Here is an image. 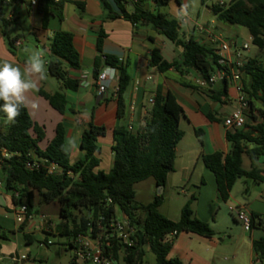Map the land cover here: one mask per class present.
Here are the masks:
<instances>
[{
    "label": "trees",
    "instance_id": "trees-1",
    "mask_svg": "<svg viewBox=\"0 0 264 264\" xmlns=\"http://www.w3.org/2000/svg\"><path fill=\"white\" fill-rule=\"evenodd\" d=\"M112 1L120 9V14H114L108 2L101 0L111 19L122 16L135 26L140 22L152 26L160 35L182 49L180 59L173 63L165 61L158 49L153 50L151 66L161 73L174 68L181 75L193 71L199 73L204 80H209L219 67V56L215 50L193 38L183 40L176 19H171L160 11L145 9L142 0ZM153 1L159 10L172 0ZM177 1L180 3V0ZM66 3L68 0H38L37 11L43 16V28L47 27L50 16L63 20ZM129 3L135 8L131 15L126 11ZM212 10L220 21L246 28L253 45L260 52L259 56L249 59L243 69V86L250 101L251 123L242 130L227 133V141L231 144L229 154L216 152L202 158L204 165L215 176L220 199L227 203L239 180L264 184L263 172L255 165L251 171L243 168L244 155L253 164L264 158V0H230L228 8L213 5ZM12 24V19L3 16L0 6V30L14 54L18 40L11 38L8 33ZM104 38L105 33L101 32L97 43L98 52L101 54L95 60L94 75L97 79L107 67L118 71V117H122L125 112L124 94L130 77L126 67L118 66L116 58L102 55ZM49 46L50 54L46 53L48 72L59 81L62 91L49 94L41 89L40 95L49 101L54 110L63 115L69 107L66 91L77 92L80 87V81L71 77L70 72L81 70V58L74 45V35L70 32H56ZM226 92L225 83L223 93ZM183 116L184 110L175 95L170 92L163 95L158 90L138 129H115L111 149L114 155L113 167L109 173H104L97 169L100 166L101 152L99 139L106 136V128L91 124L81 139L83 157L71 163L63 124L58 125L55 138L49 145L41 149L39 144L46 137L45 131L33 121L25 105L15 122L7 123L3 127L1 123L6 121V117L0 112V173L4 189L8 193L18 192L19 198L13 200L15 205H27L30 215L35 213L36 196L39 197V204L57 201L61 206L60 216L64 219L60 226L62 230L57 236L71 238L67 244L70 249H75L74 242L78 236H94L101 227H109L119 210L129 218L134 227L135 242L132 246H127L115 241L114 259L123 250L126 264H142L145 247L149 246L156 256L157 264H184L178 258H169L172 243L166 239L170 234L186 232L204 238L214 237L211 226L198 219L192 210L197 196L193 195L182 209L179 222L169 220L160 212L163 203L161 196L148 205L135 201L137 184L153 180L158 187H164L169 174L174 171L176 149L184 138V132L179 127ZM258 118L261 119L260 123L257 122ZM200 132L196 131L197 134ZM44 161L48 165H57L61 172L49 174L45 167L37 169L29 166ZM108 199L111 203H108ZM141 215L146 216L145 220H142ZM250 219L251 228L264 227L262 215L253 212ZM26 226V222L21 225L22 233ZM3 239H7V235L0 227V241ZM25 239L27 243L33 241L30 234H25ZM253 250L256 258L264 264V238L253 242Z\"/></svg>",
    "mask_w": 264,
    "mask_h": 264
},
{
    "label": "crops",
    "instance_id": "crops-1",
    "mask_svg": "<svg viewBox=\"0 0 264 264\" xmlns=\"http://www.w3.org/2000/svg\"><path fill=\"white\" fill-rule=\"evenodd\" d=\"M106 1L114 14H120L112 0ZM142 1L145 9L158 11L153 0ZM3 3L11 7V13L6 19L11 18L13 24L8 28V33L12 32L18 23L15 14H19L20 10L26 11L28 33L34 42L35 52L41 53L45 60L46 78L39 80L35 90L26 93L24 102L33 121L45 131L46 137L39 144L40 148L45 149L49 145L55 138L58 125L63 124L66 132V149L71 163H75L83 157L80 149L83 133L91 124L104 127L107 133L105 137L99 139L101 152L97 171L109 173L114 161L111 149L115 129L119 127L138 129L143 118L148 114L150 101L157 91L161 90L163 95L172 93L184 110V116L179 123L184 138L177 146L174 171L169 174L162 195L156 192L158 186L153 181L150 186L152 197L144 205L152 203L161 196L163 203L160 212L169 220L179 222L182 209L190 202L191 197L196 195L197 201L192 205V210L198 219L211 226L214 237L204 238L186 232L175 237L168 236L167 241L172 243L169 258H178L184 264H253L256 259L253 242L264 238V227L246 229L238 221L237 216H233L234 212L231 213L232 217L228 216V210L230 206L243 207L249 215L254 212L264 217V184L241 179L236 183L228 202L225 203L220 199L214 174L202 160L205 155L216 152L227 155L231 151L227 133L232 131L225 128L223 120L234 109L235 88L227 84V92L223 93L225 86L223 82H218L213 87H203L201 85L203 78L193 71L181 75L172 68L161 73L156 67L151 66L153 50L158 49L165 61L173 63L180 59L182 49L160 35L152 26L141 22L135 26L122 16L111 19L103 8L101 0H68L64 7L63 20L50 16L46 28H43V16L38 13L37 7L31 6L32 0L29 6L20 0H6ZM189 3L190 0H180L178 3L176 20L181 13H186L188 16L187 23L183 25L185 30L181 26L183 40L188 41L193 38L198 43L215 50L218 56L217 46L212 45L210 41L212 35L221 36L239 46L247 43L238 42L242 34L241 30L229 28L230 24L218 19L212 10L215 3L207 9H198L195 15L191 13ZM204 4L203 0L202 5ZM134 10L131 3L126 5L129 15L133 14ZM210 15L211 21L204 20V17L208 19ZM60 31L74 35V45L81 58V70L70 72L71 77L80 81V87L77 92L66 91L69 107L63 115L54 110L49 101L40 95L41 89L49 94L62 91L61 84H56L48 78L50 76L47 68L48 58H45L50 49L51 39ZM101 32L105 33L102 55L116 58L119 62L118 66L126 67L130 77L129 86L124 94L125 112L122 117H118V102L115 96V88L118 86L117 70L116 79L111 83L108 91L104 95H100L97 91L94 66L96 58L101 54L97 49ZM228 32L235 39H226L225 34ZM11 38L24 42L19 35ZM250 39L252 41L251 36ZM23 47L24 43L20 47H15L13 54L0 30V62L7 61L23 66L26 61L21 55ZM255 55L257 53L250 52L248 58H254ZM257 122L260 123L261 119L258 118ZM6 124V121H3L1 127ZM197 130L201 131L200 134L196 133ZM254 165L263 172L264 176V158L258 159L253 164L247 155L243 156L244 170L251 171ZM0 179H2L1 173ZM176 190L178 196L173 198ZM172 201L174 205L171 204ZM221 202L227 208L222 209ZM37 205L35 200V208ZM14 207L11 194L0 188V219H10L9 215L13 214ZM38 212L39 210L36 213ZM140 217L142 220L146 218L145 215ZM14 260L18 258L12 257L8 260L0 256V264ZM113 264H126L123 250L119 251ZM142 264H157L156 256L149 246L145 247Z\"/></svg>",
    "mask_w": 264,
    "mask_h": 264
},
{
    "label": "built area",
    "instance_id": "built-area-1",
    "mask_svg": "<svg viewBox=\"0 0 264 264\" xmlns=\"http://www.w3.org/2000/svg\"><path fill=\"white\" fill-rule=\"evenodd\" d=\"M59 1V0H57ZM210 2L212 0H205ZM216 6L221 8H228L230 0H217ZM31 6L37 7L38 0H32ZM11 19V18H10ZM188 21L186 13H181L177 22L181 28ZM203 30V28H201ZM212 45L217 46L219 52V67L209 80H202L201 85L209 88L215 86L218 82H224L228 85H232L236 91V97L234 100V109L224 118L223 123L226 129L229 131L242 130L249 123L250 118V101L244 91L243 86V69L246 66L249 58L248 54L251 52L250 46L246 44L237 45L235 42H229L221 36H210ZM23 44L21 41L15 43V47H20ZM105 60V59H104ZM116 70L107 67L101 71L96 79L97 91L100 95H104L111 83L116 79ZM119 92V85L115 88V96L117 98ZM151 105L153 100L150 101ZM133 130L132 127H129ZM31 168L45 167L49 174H55L61 172V169L55 164H49L44 161L43 163H32L29 165ZM0 188H4L3 180L0 179ZM12 199H18L19 193H10ZM108 203L111 200L108 199ZM15 204V203H14ZM229 210L236 213L237 219L241 222L246 229L251 226L250 215L243 207L230 206ZM14 218L20 225L33 219V215H30L27 205L18 204L15 205L13 210ZM46 218H43L45 221ZM135 235V229L131 225L129 218L121 214L119 219L116 214V218L112 220L109 227H101L100 231L96 235L78 236L74 242V261L75 264L79 262L85 264H113L114 263V242H121L127 246H132L135 242L133 237ZM177 232L170 234L169 236H177ZM167 240V239H166ZM16 264H20V259L14 260ZM253 264H261L260 260L256 258Z\"/></svg>",
    "mask_w": 264,
    "mask_h": 264
},
{
    "label": "rangeland",
    "instance_id": "rangeland-1",
    "mask_svg": "<svg viewBox=\"0 0 264 264\" xmlns=\"http://www.w3.org/2000/svg\"><path fill=\"white\" fill-rule=\"evenodd\" d=\"M4 1L6 0H0V6L3 10V16L6 18L9 13H11V7L7 4H4ZM23 1L27 6H29L30 0ZM216 1L217 0H212L207 2L204 0L205 4L202 5L203 0H190L189 9L191 13L195 15L198 9H207L211 7L213 3H216ZM146 5L148 7V3ZM116 9L118 12H120V9L117 6ZM158 11L168 15L171 19H176L178 15V1L172 0L169 4L161 6ZM15 15L18 23L16 26H14L13 31L10 32L9 35L10 37L19 35L21 39L24 40V47L21 49V55L27 60L29 56L36 53L34 49V42L28 33V15L26 11L23 10H20L19 14ZM211 19V15L208 19L204 17V20L206 21H211ZM229 28H237L241 30L242 34L238 42H247V44L250 46L251 52L257 53L255 57L259 56L260 52L258 48L253 45L250 39L249 31L246 28L234 25H230ZM183 29L185 30L184 26ZM225 35L226 39H235L232 35H230L229 32ZM262 57H264V55H262ZM45 58L47 59V55H45ZM48 78L56 84H60L55 78L51 76ZM152 182L153 180H149L139 183L135 186V192L137 194L135 201L137 203H143L142 205H144L150 201V198L152 197L150 187ZM158 191L160 190L157 188L156 192L158 193ZM177 196L178 190H176V195L173 198H177ZM36 201L38 205L35 208V213H33V219L26 222L27 228L25 230V233L32 235V243H27L25 234L20 231L21 225L16 222L13 214L9 215L10 219L8 220L0 219V227L7 235V239L0 241V256H3L8 260H11L12 257L18 258L21 261L20 264H73L75 252L69 247L66 248L67 244L72 239L68 237H59L55 234L56 228L60 227L64 222V219L60 216V204L57 201L50 204H39L38 196H36ZM173 201L171 204L174 205ZM221 207L222 209L226 207L223 202H221ZM38 210L39 212L36 213ZM231 213L233 212L228 210L229 217H232ZM43 216L46 218L45 221H43ZM233 216H237L236 213H234ZM117 217L119 219L121 218V212L119 210L117 211ZM1 264H15V262H2ZM78 264L85 263L79 262Z\"/></svg>",
    "mask_w": 264,
    "mask_h": 264
},
{
    "label": "clouds",
    "instance_id": "clouds-1",
    "mask_svg": "<svg viewBox=\"0 0 264 264\" xmlns=\"http://www.w3.org/2000/svg\"><path fill=\"white\" fill-rule=\"evenodd\" d=\"M47 69L41 53L28 57L23 66L0 62V112L6 123H14L24 106L25 96L35 90L39 80L46 78Z\"/></svg>",
    "mask_w": 264,
    "mask_h": 264
},
{
    "label": "water",
    "instance_id": "water-1",
    "mask_svg": "<svg viewBox=\"0 0 264 264\" xmlns=\"http://www.w3.org/2000/svg\"><path fill=\"white\" fill-rule=\"evenodd\" d=\"M48 53L50 54V49H48ZM158 189L160 190L158 191V195H161L163 191V187H158ZM61 230H62V227H57L55 234L58 235ZM141 237H142V234H141Z\"/></svg>",
    "mask_w": 264,
    "mask_h": 264
}]
</instances>
